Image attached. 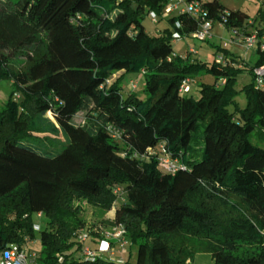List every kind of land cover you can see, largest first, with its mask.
<instances>
[{
    "label": "trees",
    "instance_id": "1",
    "mask_svg": "<svg viewBox=\"0 0 264 264\" xmlns=\"http://www.w3.org/2000/svg\"><path fill=\"white\" fill-rule=\"evenodd\" d=\"M185 1H200L238 43L252 27L260 39L254 63L221 44L212 62L191 49L173 56L174 33L192 36L203 19L167 13L171 0H21V15L40 33L17 70L0 22V80H12L0 109V260L8 246L38 235L37 264H182L194 248L214 264H264V147L251 140L264 137V87L254 72L264 65V5L252 19L220 0ZM153 11L166 21L156 34L143 23ZM137 71L143 98L136 81L127 94L120 84ZM245 71L252 78L239 88ZM202 72L215 81H197L199 97L192 85L180 91ZM47 115L67 139L51 148L27 142ZM161 145L176 170L164 165ZM82 203L113 210L142 262L86 256L107 230L87 225Z\"/></svg>",
    "mask_w": 264,
    "mask_h": 264
},
{
    "label": "rangeland",
    "instance_id": "2",
    "mask_svg": "<svg viewBox=\"0 0 264 264\" xmlns=\"http://www.w3.org/2000/svg\"><path fill=\"white\" fill-rule=\"evenodd\" d=\"M227 8L229 9H241L249 14L250 18H256L259 9L264 5V0H220ZM21 0H11L10 2L0 1V22L6 27L7 30V45L8 49L11 51V59L13 62V67L17 70L23 68L26 64L25 54L29 48L30 41L34 38L36 34H39L40 31L33 24L28 22L25 17L20 13V3ZM173 14H178L177 11H174ZM143 23L147 31L152 34H156L159 28L166 26L165 20H158L155 22L150 15H146L143 19ZM251 31L254 29L251 27ZM212 34L207 40H198L192 36H184L181 39L173 41V56H186L187 52L190 49L195 50L193 53L196 57L203 61L212 62L216 57V45L227 46L233 52L239 55H246L250 59H255L256 46H252L247 49L243 47L242 44L236 41V35L234 31L221 27L219 21H215ZM248 52V53H247ZM247 53V54H246ZM251 74L247 71L243 72L239 77L240 88L244 83H247L251 80ZM131 79L137 83V92L143 98L145 97L144 88H145V76L141 71H137L133 74H127L120 79V84L122 86V91L124 94H127L132 90ZM195 81L191 83L192 93L195 97H199V86L198 82H208L213 83L215 81V76L209 72H202L200 75L195 76ZM12 91V80L11 79H1L0 80V109L5 106L9 95ZM238 99L244 103V96L240 94ZM53 117L51 115L39 118L38 122L34 124L30 132L27 134L26 141L33 143L42 148H51L57 146L62 139H54L53 136H50L49 132L59 130L56 124H52ZM55 121V120H54ZM264 135V132H263ZM251 140L258 145L264 147V137L262 140H259L255 135L251 136ZM83 216L89 226H102L105 227V230L111 232L113 227H116L114 219L113 210H104L102 208L88 205L82 203ZM35 221L40 225H44V219L35 217ZM107 235V234H106ZM114 238L108 235L105 239L109 240ZM112 240V239H111ZM115 241V239H113ZM112 243V242H111ZM25 249L30 252L39 253L42 250V244L37 235L33 240L28 241L25 244ZM194 252L191 255L185 256L183 258L182 264H214L211 254L208 252ZM113 254L107 252L112 259H127L129 255H132V260L137 263L142 262L141 252L143 251L138 245L126 244L122 248L120 243H116L113 246Z\"/></svg>",
    "mask_w": 264,
    "mask_h": 264
},
{
    "label": "built area",
    "instance_id": "3",
    "mask_svg": "<svg viewBox=\"0 0 264 264\" xmlns=\"http://www.w3.org/2000/svg\"><path fill=\"white\" fill-rule=\"evenodd\" d=\"M175 9H180L181 11H188V12H193V13L202 15L203 22L200 25L199 30L192 34L193 38H196L198 40H205L206 38H210L212 36V29L214 26V22L206 18L205 12L201 8L200 1L186 2L185 0H171L170 4H168L167 7L165 8V11L169 13ZM151 17L154 21H156L157 15L154 11L151 13ZM219 24L220 26L223 27L222 23H219ZM178 26H180V23H178ZM180 38H182L181 33L179 32L174 33L175 40H178ZM241 38H243V41L240 42V44H242L243 47L247 49V51L249 50L250 47L256 46V43L260 40L256 32L245 34ZM261 45H262V48H264V35L261 38ZM191 51L195 52L193 49H191ZM244 56L248 58V56L246 55ZM217 61L225 62L222 55L217 56ZM254 72L256 74L257 84L261 87H264V65L255 68ZM191 82H192V79L190 78L184 79L181 85L180 91L181 92L188 91L190 89ZM133 86L135 87L136 84H133ZM161 149L162 151L166 153L162 160L164 165L170 170H176L178 167V165L176 164V161L172 160L171 156L168 155L167 150L164 148L163 145H161ZM149 151L151 153L155 152L153 151V149H149ZM114 229H115L114 232L106 231L105 233L107 234V236L110 235L111 233V236L114 237L111 239L112 240L115 239L117 242L121 244L122 248H124L127 242L125 238V234H126L125 227L122 224H120V225H116ZM80 238L82 240H86L88 238V233H86L85 231H82ZM111 239L110 241L107 239L101 240L98 250H92L89 246H86L84 249L85 255L88 257H94L97 254L104 253V252L106 253L110 252L112 255L113 247H112ZM36 258H37L36 252H29L25 249V247H21L18 244H12L3 250L0 264H37ZM118 261L122 262L123 258L119 259Z\"/></svg>",
    "mask_w": 264,
    "mask_h": 264
},
{
    "label": "bare ground",
    "instance_id": "4",
    "mask_svg": "<svg viewBox=\"0 0 264 264\" xmlns=\"http://www.w3.org/2000/svg\"><path fill=\"white\" fill-rule=\"evenodd\" d=\"M52 124H56V121H52ZM59 130H57V131H51V132H49V134H50V136H53L54 137V139H62V140H65V139H67V134H66V132L62 129V128H58Z\"/></svg>",
    "mask_w": 264,
    "mask_h": 264
},
{
    "label": "crops",
    "instance_id": "5",
    "mask_svg": "<svg viewBox=\"0 0 264 264\" xmlns=\"http://www.w3.org/2000/svg\"><path fill=\"white\" fill-rule=\"evenodd\" d=\"M246 59H247V61H250V62H252V63L255 61V59H254V60H252V59H250L249 57H248V58H246ZM42 119H43V118H42ZM38 120H39V119H37V120H36V122H38ZM36 122H35V123H36ZM35 123H34V124H35ZM34 124H33V125H34ZM29 132H30V131H29ZM113 228H114V227H113Z\"/></svg>",
    "mask_w": 264,
    "mask_h": 264
}]
</instances>
